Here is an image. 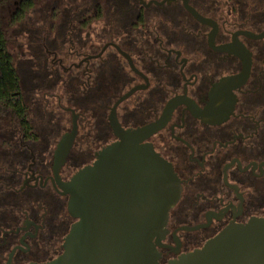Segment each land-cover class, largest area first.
Masks as SVG:
<instances>
[{
    "label": "flooded vegetation",
    "instance_id": "obj_1",
    "mask_svg": "<svg viewBox=\"0 0 264 264\" xmlns=\"http://www.w3.org/2000/svg\"><path fill=\"white\" fill-rule=\"evenodd\" d=\"M46 8V27L43 17L32 25L17 68L8 53L22 114L0 100V264L62 253L75 220L60 184L104 147L90 143L116 140L109 116L133 89L115 117L124 130L163 120L145 142L181 188L159 264L232 223L264 219V0H49ZM56 110L69 115L66 125ZM73 116L76 135L55 176Z\"/></svg>",
    "mask_w": 264,
    "mask_h": 264
},
{
    "label": "water",
    "instance_id": "obj_2",
    "mask_svg": "<svg viewBox=\"0 0 264 264\" xmlns=\"http://www.w3.org/2000/svg\"><path fill=\"white\" fill-rule=\"evenodd\" d=\"M135 90L123 95L111 110L109 122L116 140L60 184L75 222L64 238L62 253L44 264H159L156 247L167 233L168 214L181 188L171 165L145 142L163 120L124 130L115 117L116 106ZM75 135L73 116L71 131L55 150V176ZM167 264H264V219L232 223L202 248Z\"/></svg>",
    "mask_w": 264,
    "mask_h": 264
},
{
    "label": "rangeland",
    "instance_id": "obj_3",
    "mask_svg": "<svg viewBox=\"0 0 264 264\" xmlns=\"http://www.w3.org/2000/svg\"><path fill=\"white\" fill-rule=\"evenodd\" d=\"M47 1L49 0H33L35 2V6L32 10H30L27 14L26 17L20 22V23H15L13 22L12 19V13L14 12V8L17 5V0H10L9 2L5 3L0 7V29L3 33L5 42H6V47L8 53L11 55L14 66L17 68L18 62L21 60H24L26 57L22 56V52L25 51V44L24 41L27 39V37H30L32 34V25L35 23V21H43L41 25L43 27H46L43 23L46 22L44 16L47 13ZM43 17L44 19H40ZM39 19V20H38ZM62 93V91H60ZM72 96V95H71ZM53 101L52 103H54ZM64 104V102H63ZM75 105L78 107V101H71V105ZM66 105V104H64ZM56 109V108H55ZM58 113V116H62V125H66L67 122H69V115L66 113H62L61 111L56 110ZM3 124V123H2ZM109 142H99L95 143V146L90 143V147L94 150L96 148H101L108 144ZM88 143H86L82 138H80V142L78 147H80L82 150H88ZM98 150V149H97ZM96 150V151H97ZM85 155L83 157V160L88 162L92 161V155L89 157H86Z\"/></svg>",
    "mask_w": 264,
    "mask_h": 264
},
{
    "label": "trees",
    "instance_id": "obj_4",
    "mask_svg": "<svg viewBox=\"0 0 264 264\" xmlns=\"http://www.w3.org/2000/svg\"><path fill=\"white\" fill-rule=\"evenodd\" d=\"M10 0H0V7ZM18 9L14 10L13 22H19L24 14L32 8V0H17ZM16 72L7 52L5 39L0 29V100L8 102L17 112L22 114L19 98L14 97L18 89Z\"/></svg>",
    "mask_w": 264,
    "mask_h": 264
}]
</instances>
